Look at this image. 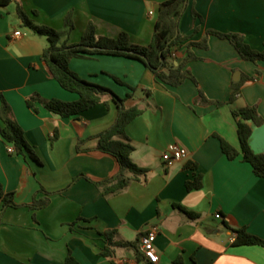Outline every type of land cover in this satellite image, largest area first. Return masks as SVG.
I'll list each match as a JSON object with an SVG mask.
<instances>
[{"label":"crops","instance_id":"1","mask_svg":"<svg viewBox=\"0 0 264 264\" xmlns=\"http://www.w3.org/2000/svg\"><path fill=\"white\" fill-rule=\"evenodd\" d=\"M3 1L0 95L11 105L37 160L9 152L13 145L0 136V183L22 205L4 208L0 196V264H67L69 255L73 264H152L138 259L140 236L151 231L157 233L156 264H264V247L234 244L239 229L264 239V178L241 155L229 159L221 144L223 139L241 149L234 111L255 105L264 119V62L245 60L230 40L215 34L209 35L207 48H190L197 59L186 68L197 83L187 79L177 87L160 81L135 58H73L72 71L125 99V109L140 110L125 134L135 147L131 159L149 173L119 193L103 195L96 182L117 175L120 164L97 149L95 137L115 123L117 105L105 96L72 117L54 114L40 103L38 111L31 109L27 98L34 93L63 101L79 95L51 75L41 58L48 39L24 26L19 10L36 25L56 30L64 29L71 14L69 44L79 43L93 23L99 36L126 32L132 43L146 46L159 6L168 0ZM208 30L240 33L261 51L264 0H190L179 24L180 33L190 38L175 52L178 59L186 56L187 42L202 40ZM233 82H242L236 94ZM199 89L209 103L197 99ZM248 123L249 146L264 154V122ZM171 145L186 148L188 155L173 160ZM199 174L203 186L188 190L187 181ZM46 197L50 201L44 208L26 206ZM106 232L133 245L113 247L104 255Z\"/></svg>","mask_w":264,"mask_h":264},{"label":"trees","instance_id":"2","mask_svg":"<svg viewBox=\"0 0 264 264\" xmlns=\"http://www.w3.org/2000/svg\"><path fill=\"white\" fill-rule=\"evenodd\" d=\"M189 1L168 0L160 4L152 39L146 46L132 43L130 36L126 32H121L115 38L99 36L93 23L88 24L79 43L69 44L66 37L74 28L71 14L67 15L64 20V29L56 30L49 26L36 25L24 12L19 10L24 26L32 29L37 35L44 36L48 39V46L44 49L41 58L51 75L63 88L79 95V98L75 101H63L57 98L47 99L39 93H34L27 98V105L31 109L38 111L39 107L37 103H40L44 108L54 114L62 117H72L98 105L103 101L105 96H110L117 105L118 116L115 123L109 129L95 137L98 140L97 149L113 155L120 164V172L117 175L107 180L96 182L102 189L103 195L119 193L127 188L132 180H140V178L146 177L149 173V169L138 166L131 159L135 147L130 143L125 134L126 125L140 114V110L125 109V99L119 97L111 89L87 81L72 71L69 64L73 58H87L100 54L135 58L143 62L160 81L169 86L177 87L187 79H192L197 83L191 71L186 68L190 61L197 59V56L190 48L192 46L207 48L209 35L215 34L221 38L230 40L245 60L264 62V48L261 51L253 49L245 41L244 35L240 33H223L216 30H208L202 40L198 42L189 41L185 44L187 48L186 56L176 65L175 61L178 57L175 52L190 38L182 35L179 31L181 17ZM241 84L242 82H233L235 94L240 91ZM0 98V119L2 121L0 136L3 137L7 144L14 146L15 153L20 155L28 154L31 158L37 160L36 153L27 142L24 130L15 118L11 105L4 95L1 94ZM197 99L205 103L210 102L205 99L201 89H199ZM214 103L217 105L223 104L220 101ZM234 116L237 118L241 149L238 150L222 139V150L229 159H236L241 155L243 161L249 162L252 165L255 174L264 178V154L253 151L248 142L252 133V126L248 122L261 125L264 119L259 114L257 106L255 105L246 106L234 111ZM189 167L195 168L196 165L189 163ZM127 173L129 174L127 175ZM202 186L201 174L186 183L188 190L200 189ZM0 196L3 197L4 208H17L22 206L15 202L14 193L4 191L1 183ZM49 201L47 197L42 199L35 198L33 202L26 206L31 209L44 208L49 204ZM190 215L197 216L195 213H190ZM114 234V232L104 233L107 242V247L103 252L104 255H108L113 247L133 245L130 242L115 241ZM234 244L259 245L264 247V239L249 233L246 229H239L237 230ZM138 259L140 261L146 260L140 251ZM73 261V257L69 255L66 261L67 264H73Z\"/></svg>","mask_w":264,"mask_h":264},{"label":"built area","instance_id":"3","mask_svg":"<svg viewBox=\"0 0 264 264\" xmlns=\"http://www.w3.org/2000/svg\"><path fill=\"white\" fill-rule=\"evenodd\" d=\"M16 36L21 35L20 31H16L14 33ZM9 152H15L14 146H9ZM170 151L172 153L173 160H181L188 155V151L186 148L179 147L177 145H171ZM217 218H220V214H216ZM156 238L157 233L155 231H151L145 234H142L139 239L138 247L139 251L142 255H144L145 259L153 264L158 263L159 255L156 250Z\"/></svg>","mask_w":264,"mask_h":264},{"label":"water","instance_id":"4","mask_svg":"<svg viewBox=\"0 0 264 264\" xmlns=\"http://www.w3.org/2000/svg\"><path fill=\"white\" fill-rule=\"evenodd\" d=\"M180 62H181V59H178V62H177V63H180ZM237 75H239V73H236V74H235V78H234L235 81H238V80H239V79L236 77Z\"/></svg>","mask_w":264,"mask_h":264}]
</instances>
